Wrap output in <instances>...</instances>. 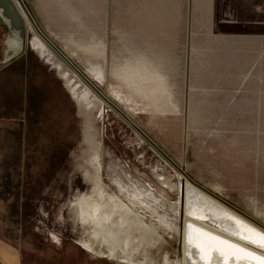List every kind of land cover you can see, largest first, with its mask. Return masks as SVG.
I'll use <instances>...</instances> for the list:
<instances>
[{"label": "crops", "instance_id": "crops-1", "mask_svg": "<svg viewBox=\"0 0 264 264\" xmlns=\"http://www.w3.org/2000/svg\"><path fill=\"white\" fill-rule=\"evenodd\" d=\"M24 2L190 176L230 190L244 210L264 202V0ZM4 135L0 155L14 150ZM0 264L12 263L0 252Z\"/></svg>", "mask_w": 264, "mask_h": 264}, {"label": "rangeland", "instance_id": "rangeland-1", "mask_svg": "<svg viewBox=\"0 0 264 264\" xmlns=\"http://www.w3.org/2000/svg\"><path fill=\"white\" fill-rule=\"evenodd\" d=\"M13 35L0 16V137L14 140L3 145L14 150L0 155V252L12 264H129L110 255L100 226L77 214L75 202L94 193L99 176L106 204L118 196L129 202L126 196L143 186L133 207L152 232L131 230L128 249L142 263L176 264L182 257L179 173L97 96L75 95L56 63L30 45L36 33L27 23L22 47L10 46ZM187 175L264 228L262 196L247 211L230 190Z\"/></svg>", "mask_w": 264, "mask_h": 264}, {"label": "bare ground", "instance_id": "bare-ground-1", "mask_svg": "<svg viewBox=\"0 0 264 264\" xmlns=\"http://www.w3.org/2000/svg\"><path fill=\"white\" fill-rule=\"evenodd\" d=\"M27 27L33 28L29 21ZM36 35L31 40L32 46L41 49L49 60L56 63L73 93L86 101L94 100L96 93L92 88L81 79L83 83L67 64L59 60L37 33ZM8 42L11 47L20 46L12 37ZM97 97L109 107L101 97L98 95ZM177 172L181 183L179 188L181 208L179 203L178 209L182 223L177 228L182 243V257L176 264H264V228L239 214V212L244 214L243 211L228 205L216 195L225 204L219 202L211 192L197 186L181 172ZM93 182L94 193L83 195L75 202L78 216L84 221L100 226V229L96 230L103 239L101 241L109 246L111 256L120 255L121 262L129 264H152L148 260L142 263L140 255L134 256L135 253L128 249L127 242L133 229L139 230L145 227L152 232L150 226L140 221L139 213L133 207L138 197L143 194V186L126 196L129 202L124 203L118 196L109 197V204H106L104 199L107 196L106 189L100 184L99 176ZM109 209H111L110 222L105 224L104 218Z\"/></svg>", "mask_w": 264, "mask_h": 264}, {"label": "water", "instance_id": "water-1", "mask_svg": "<svg viewBox=\"0 0 264 264\" xmlns=\"http://www.w3.org/2000/svg\"><path fill=\"white\" fill-rule=\"evenodd\" d=\"M2 9V10H1ZM0 16L4 21L9 23V28L14 32L12 38L16 39L20 46L12 47L13 49L22 47V39L25 33V25L30 22L35 32L43 39V41L54 51V53L67 64L92 90L103 99V101L115 112H117L141 137H143L163 158L167 159L170 164L191 182L197 186L204 188L191 177L187 175L185 170L167 154L128 114H126L117 104L107 97L101 89H99L92 81L89 80L86 73L81 70L39 27L24 0H0ZM30 45L31 40H30ZM33 47V46H32ZM16 52L13 53L15 55Z\"/></svg>", "mask_w": 264, "mask_h": 264}]
</instances>
